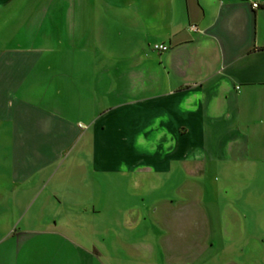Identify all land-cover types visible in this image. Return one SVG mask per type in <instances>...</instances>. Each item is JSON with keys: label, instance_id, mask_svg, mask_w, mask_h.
Here are the masks:
<instances>
[{"label": "crops", "instance_id": "obj_1", "mask_svg": "<svg viewBox=\"0 0 264 264\" xmlns=\"http://www.w3.org/2000/svg\"><path fill=\"white\" fill-rule=\"evenodd\" d=\"M78 12L64 10L53 19H65L66 29L81 35L90 18L104 34L114 23L120 35L128 34L116 49L128 53L101 56L89 41L77 49L69 45L76 50L62 64L55 51L64 42L27 27H43L48 9L22 13L24 27L0 25V145L9 149L0 156V177L11 184L1 192L16 189L32 208L30 179L44 190L45 179L68 168L78 147L76 167L99 176L148 171L207 178L212 170L214 185L222 178L264 179V0H104V12ZM16 35L21 39L13 44ZM137 35L143 37L137 41ZM156 43L169 49L159 51ZM93 56L104 69L86 74ZM47 204L38 209H51ZM259 210L264 216V203ZM243 216L211 222L210 247L215 253L219 243L239 247L248 239L260 247L250 253L251 262L264 264V223L249 230L248 213ZM208 222L200 220L202 227ZM47 224L57 227L58 220ZM173 225L172 218L164 223L170 243ZM52 228L1 234L0 264H102L97 245L78 244ZM178 229L175 236L187 240Z\"/></svg>", "mask_w": 264, "mask_h": 264}, {"label": "rangeland", "instance_id": "obj_2", "mask_svg": "<svg viewBox=\"0 0 264 264\" xmlns=\"http://www.w3.org/2000/svg\"><path fill=\"white\" fill-rule=\"evenodd\" d=\"M6 5H0V25L3 23L5 26L7 21L8 26L15 29L24 27L22 25L26 19L21 16L22 13L27 14L38 8L48 9L49 14L43 27H34V24L30 26L27 24V27H33L35 31L39 30V33L47 36V40L54 36L55 43L58 42V38L64 42L58 43L61 51H55L61 58L62 64L66 59L68 60L70 52L74 53L80 45L89 41L92 42H89L90 45L98 44L99 49L96 52L101 56L118 57L119 54L128 53L126 50L116 49L119 42L128 41L126 38L128 34L120 35V28L114 23L104 34V26L103 30L99 27L95 32L92 26L93 18H90L89 25L81 35L77 28L66 29L65 19L62 23L53 19V15L61 14L64 10L65 13L67 10L81 11L78 12L79 14L85 10L104 12V0H13ZM18 31L17 33H20V30ZM19 36H15L13 44L21 39ZM82 37H86L85 40ZM136 37L135 40L138 41L143 35ZM74 44L77 46L76 49L68 47ZM86 55L90 56V53ZM86 55L84 54L83 57L87 58ZM88 58H91L93 63L85 67V73L94 75L98 73L96 67L101 68L104 62L102 63L101 57H98V61L93 60L94 56ZM65 67L61 69L66 70ZM2 138L6 139L5 132ZM8 150V147L0 145V156L7 155ZM79 153L81 151L78 147L74 150L70 163H67L68 168L60 169L54 178L50 175L45 179L48 185L44 190L39 187L35 179H30L31 191L34 193L28 196L30 201L33 199L32 201L36 202L34 205L30 204L32 208L27 209L28 204L24 203L26 201L24 197L19 200L20 195L16 193V189L14 192L13 189L1 192V187H8L11 184L9 179L0 177V202L7 204L0 210V235L15 229L19 233L25 226L37 230H48L53 227L52 229L60 230L78 244L97 245L103 250L104 257L100 258L102 264H223L233 260L241 264H253L250 253L258 254L260 247L257 243L248 242V239H245L239 247L229 246L228 242L222 243L220 247L219 243L213 253L207 239L211 235L213 222L219 220L222 224H228L236 218L244 219L245 212L248 213L246 219L250 223L249 230L255 223L263 225L264 216L259 208L264 203L261 194L264 190V179L222 178L221 186L214 185L212 170L210 177L207 178L194 174L185 177L181 172L178 176L168 177L165 174L148 171L140 173L109 171L99 176L94 171L87 173L76 167L81 160L78 157ZM4 165L5 163L0 162V169L4 168ZM68 173L70 177H65ZM42 179L40 178L39 181ZM16 198L20 201L19 204ZM42 203H48L51 209L39 210L38 207ZM246 203L253 206L247 209ZM171 218L173 224L178 225V227L172 226L173 231L181 227L188 237L187 240L185 238L184 241H180V236H175V231H172V243L167 239L164 240L167 227L164 223ZM55 219L58 220V226L49 227L47 223H53ZM202 219L205 222L209 221L205 228L201 226ZM180 221L187 226L183 227L184 223L181 224ZM254 229L257 228H252V231ZM181 249L182 253H180ZM202 250L208 254L198 258L196 254Z\"/></svg>", "mask_w": 264, "mask_h": 264}, {"label": "built area", "instance_id": "obj_3", "mask_svg": "<svg viewBox=\"0 0 264 264\" xmlns=\"http://www.w3.org/2000/svg\"><path fill=\"white\" fill-rule=\"evenodd\" d=\"M155 49L159 50V51H166L169 49V45L165 44V43H156L154 45Z\"/></svg>", "mask_w": 264, "mask_h": 264}]
</instances>
